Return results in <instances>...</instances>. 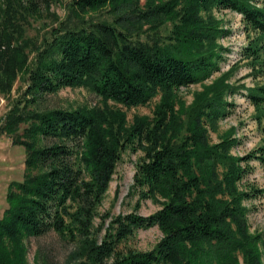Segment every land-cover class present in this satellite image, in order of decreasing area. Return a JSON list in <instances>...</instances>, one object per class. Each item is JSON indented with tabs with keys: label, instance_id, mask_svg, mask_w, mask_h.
<instances>
[{
	"label": "trees",
	"instance_id": "obj_1",
	"mask_svg": "<svg viewBox=\"0 0 264 264\" xmlns=\"http://www.w3.org/2000/svg\"><path fill=\"white\" fill-rule=\"evenodd\" d=\"M41 1L49 6L50 0ZM29 2L0 0V94L7 95L19 75H27L24 94H30L0 126L25 152L22 180L7 185L0 264H29L26 240L50 230L73 243V264H240L239 258L263 264L261 235L250 232L243 201L264 189L240 181L250 160L264 166V142L234 155L232 132L214 144L208 133L233 106L226 95L237 88L227 82L234 68L203 85L189 105L179 90L218 69L224 48L217 39L226 30L213 8L241 14L246 32L255 33L243 58L252 75L264 76V0H73L75 15L107 9L114 23L56 28L44 45L25 38L18 24L20 11L38 12ZM168 22L171 29L161 36ZM142 33L147 41L132 40ZM29 49L36 52L33 65ZM63 87H83L100 102L28 109ZM156 96L152 115L128 121L123 107L144 106ZM246 96L260 122L264 83ZM126 149L143 153L133 187L140 198L160 203L152 214L136 212L139 202L129 213L99 211ZM155 225L162 237L153 248L127 244L137 229Z\"/></svg>",
	"mask_w": 264,
	"mask_h": 264
},
{
	"label": "rangeland",
	"instance_id": "obj_2",
	"mask_svg": "<svg viewBox=\"0 0 264 264\" xmlns=\"http://www.w3.org/2000/svg\"><path fill=\"white\" fill-rule=\"evenodd\" d=\"M31 1L35 3L38 12L20 11L17 20L23 29V36L31 39L37 45H44L47 40L50 41L52 30L56 28H80L102 21L114 23V18L107 9L75 15L73 0H50L47 7L41 0ZM144 2L145 0H140L141 4ZM29 3V0H24L25 5H29ZM211 13L221 22L220 27L226 30V33L217 39V43L224 48L220 52L221 59L218 61V69L201 83L180 87L179 96L186 105H189L193 101L194 93L201 91L203 85L211 84L216 78L234 68L227 78V82L237 88L233 94L226 95V100L232 102L233 106L227 115L217 121L216 128H208V133L210 143L214 144L219 142L224 134L232 132V137L238 140V143L231 149V153L244 155L264 142V117L259 122L256 119L254 105L247 97L242 96V93L246 92L247 89L264 83V76L252 75L247 60L243 58L242 48L247 45L249 38H252L255 33L253 31L246 32L240 15L230 9L218 10L213 8ZM170 29L171 23L168 22L160 27L159 34L165 36ZM147 39L145 33L132 37V40L142 42L147 41ZM28 51L30 65H33L36 52L30 49ZM27 86V75H19L13 83L11 91L7 95L0 94V126L4 122L6 113L17 100L24 102V99H30V94L27 96L24 94ZM157 100L158 96L144 106L130 109L123 107L122 109L126 111L127 119L131 122L135 114L152 115ZM99 102L100 100L96 95L83 87H63L55 93L43 95L38 103H29L28 109L35 107L75 108L84 105H98ZM25 126L26 123H21L20 131ZM142 155L140 150L126 149L121 151L102 205L99 208L100 213L107 212L112 216L119 213H129L135 210L138 202L140 206L136 212L141 215L152 214L161 207L160 203L151 198H140L138 189L133 187L136 172L135 163ZM24 159V148L13 144L10 136L0 133V217L7 207L5 199L7 185L12 180L21 181L23 178ZM248 167L249 169L240 183L243 186L248 184V186L264 189V166L257 160H250ZM243 204L247 207L246 217L250 232L261 235L260 249L264 264V194H258L253 198L244 200ZM99 221L100 218L97 217L95 222L99 223ZM108 221L109 217L105 220V225ZM161 237L162 233L155 225L147 229H137L127 244L139 250H149ZM26 243L28 246L26 259L29 264H39L43 261L45 264H73L70 261V253L74 248L73 243L60 238L54 231L50 230L43 235L30 237ZM38 256L39 261H37ZM239 262L243 264L241 258H239Z\"/></svg>",
	"mask_w": 264,
	"mask_h": 264
}]
</instances>
